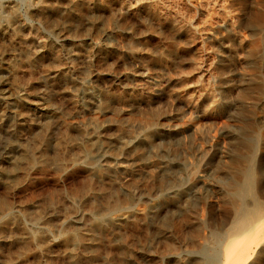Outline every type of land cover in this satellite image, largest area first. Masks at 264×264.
<instances>
[{
  "label": "rangeland",
  "instance_id": "obj_1",
  "mask_svg": "<svg viewBox=\"0 0 264 264\" xmlns=\"http://www.w3.org/2000/svg\"><path fill=\"white\" fill-rule=\"evenodd\" d=\"M29 4L30 0H0V6H16L19 16L33 31L31 34L26 29L21 31L20 36L27 38L24 44L0 35V79L10 77L12 72L5 69L4 63L14 61L19 79L30 82L35 92L44 93L51 113L43 114L31 106L23 107L18 113L12 104L0 106V173L11 172L20 164L38 138L46 136L50 140L58 136L60 131L56 130V125L60 124H66L65 134L71 144L91 145L93 151L82 158L78 157L75 146H71L65 159L79 160L73 165L65 162L68 164L65 169L57 171L50 162L54 154L49 149V163L40 171L33 169L19 189L8 191L0 184V203L19 211L23 223L30 226L35 209V212L40 210L49 201L57 202V206H66L69 208L66 211H72L67 212L68 220L74 223L75 226L71 223L73 229L81 228V232L87 230L90 223L91 209L85 201L89 190L99 187L96 191L101 190V194L113 193L116 187L115 198L122 208L112 216L141 211V219L132 224L134 227L106 224L103 232L95 230L100 239L94 263L103 264L102 256H109V264H118L119 256H123V264H179L185 256L186 241L182 233L173 232L176 251L168 248L164 235L167 204L172 203L166 198L167 185L181 181L194 163L201 168H215L216 160L210 158L212 155H201L195 139L208 129L212 115L206 110L217 88H223V95L230 84L253 89L248 95L232 91L229 111L233 116L225 118L217 129L249 138L255 148L247 151L238 147V151L248 157L255 174H264V0L86 1L83 17H87V22L85 18H81V22L87 26L95 22L99 30L84 32L76 28L65 39L31 16ZM256 13L263 16L258 29L253 26ZM37 39L42 48L35 45ZM20 50L31 52V57L39 59L30 71ZM67 81L75 86L63 89ZM203 110L205 123L200 127L198 116ZM45 127L49 128L47 133ZM90 165L109 169L100 177L89 175ZM255 176L253 194L264 208V175ZM180 204L173 202L174 212L183 207L184 203ZM60 211L58 215L63 214ZM222 213L223 210L215 207L206 208L210 227L219 222ZM142 215L146 219L143 220ZM75 218L81 219L75 221ZM191 220L188 227L193 224ZM15 231L0 236L1 261L19 258L32 264V246L20 255L19 251L16 253L18 244L8 243L9 236L20 237ZM55 233L49 235L55 243L52 252L56 250L57 255L52 253L50 260L51 263L54 260L52 264H65L66 259L58 256L61 252L58 253ZM133 256L153 258L151 262L135 257V261Z\"/></svg>",
  "mask_w": 264,
  "mask_h": 264
},
{
  "label": "bare ground",
  "instance_id": "obj_2",
  "mask_svg": "<svg viewBox=\"0 0 264 264\" xmlns=\"http://www.w3.org/2000/svg\"><path fill=\"white\" fill-rule=\"evenodd\" d=\"M86 1L92 2V0H86ZM86 1L30 0L29 14L34 18L43 21L48 28L53 29L56 32V34L58 36H61L63 39L67 38V34L71 33V31H73L76 28L78 29L80 28L84 32L85 31L97 32V30H99L100 27L98 28L95 25V22L89 23L88 26L84 25L85 22H87L86 20L87 17L86 18L83 17L85 16V12H83V9L85 7H83V5L84 3H86ZM128 7L129 5L127 6V8ZM17 10L18 9L16 6H0V35L9 38L12 41L18 40L19 42H23L24 44L27 41V38L26 37L22 38L20 36L21 31L26 29L28 31V34H31L33 31L31 32V29L28 28L24 19H22L19 16L20 13L18 14ZM87 14L90 15L89 13ZM81 18H85L84 24L82 23L83 21L81 22ZM262 21H263V16L261 17L259 13H256L253 17V26L256 29H258L261 26ZM25 34H27V32ZM35 45L38 48L43 47V45L40 44L39 40L38 42H36ZM11 50L13 51V49ZM29 53L30 54H28L24 50H20L22 59L25 58L23 61H25L26 68L27 70L29 69L30 71L31 68H33L35 64L39 62V59L38 57H31L33 54H31V52ZM48 57L50 58V56ZM55 60L58 62L57 58ZM9 61L7 60V62L4 63V66L5 69H9L12 72V74L8 79H4V80L0 79V106L6 107L7 105L12 104L18 109V113H20V110L26 106L28 107L31 106L32 108L39 110L43 114L51 113L49 106L46 104V98L43 95L44 93L41 94L35 92L33 90V87L29 85L30 82L28 83L26 80L19 79L16 71L17 67L13 63L14 61L13 62H9ZM52 74H50V76ZM218 85H220V83ZM69 86L74 87L75 85L71 81H67L63 84L62 88L67 89ZM226 87H227V91L225 92L224 95H223V88H217L216 94H214L209 104V109L206 110L212 115L211 120L210 121L208 120L209 121L208 129L204 130L203 133H201V135H199V137L195 139L196 141L195 144L198 152L203 156L212 155L210 158H214L216 160L215 161L216 165H214L213 163L215 168H213L212 170L211 168L210 169L201 168L200 167L201 165L198 166L194 163L195 166L193 165L194 167L190 169L191 171L188 170L187 172L188 174L183 179H181V181L177 180L178 181L177 184L172 181L171 183L169 182V184L167 185L168 193L167 192L166 193L168 197L166 196V198L171 200L172 203L169 202L167 204V209H166L167 216L164 221V227L166 232L164 233V235L167 240L166 243L168 248L172 249V251H176L177 250L176 245L174 244L173 241V232L178 231L182 233L183 235L182 238H184L185 239L184 241H186L183 246L185 256L184 259L181 262H179V264H264V208L262 207L261 200L259 199L260 200L259 201L253 194L255 188V177H256L255 175L259 176L260 174V176L262 177L264 174L263 172H260L259 174L258 173L255 174L253 167L249 162L248 157L247 156L245 157V155H242V153H239L238 151V147H243L247 149V151L253 150L254 146L249 138L238 136L237 133H231V132L229 133L227 131L223 132L221 131V129L220 131L217 129L220 127L221 124H223L225 118L233 116V114H231V112L229 111V106H230L229 96H231L232 91L238 90L236 92L240 93L241 95H248V93H251L253 89H249V88L247 89L243 87L238 88V86L235 87L234 84L227 85ZM204 112H205L204 110L201 112V114L199 112L200 115L198 116V121H200L201 123L200 125H202L200 127H203L205 123ZM56 126H57L56 130L60 131V134L58 136L52 137L51 138L52 140L51 139L47 140L46 136H42L40 138L37 137L38 139L33 142L31 146V150L26 151L25 158L22 162H20V164H17L14 167L10 165L11 167H13V169L11 170V172L8 171L9 173L8 172L5 174L0 173V184L3 185V187L4 186L6 187L4 189H7L8 191H12L20 187L21 184L27 180L28 175L33 169L37 168L39 171L40 169L41 170L44 169L46 165L49 163V160L51 159L52 161L50 162L53 164V167H55L57 171H62L65 169L66 165H68L65 164V162L66 163L68 162L72 165L75 164L76 161L79 160V158H75V159L70 158L69 161L65 159L66 156L71 151V146L73 145L75 146L74 148L76 149L79 155L78 157L86 158L89 155H91V152L93 151V147L91 145H89L90 147H83L79 143L71 144V142L68 141L65 134L66 124H60L59 126L58 125ZM44 129H45V133L49 131L48 127H45ZM49 149H51L54 154V157L51 159L48 158V156H50L48 155ZM200 154L198 156H200ZM198 156L196 159L199 160L200 157ZM107 169L109 168H106L105 166L93 165L88 169L87 172L89 173V175L97 174L100 177V175L106 173ZM89 181L95 182V180L93 179H89ZM257 181L259 182V180ZM110 182L115 183V181L113 182L110 181ZM165 184L164 186H166ZM115 188L113 189L115 190ZM97 189H99V187ZM96 190L94 191L89 190V193L86 194L87 197L85 201L87 202L89 208L91 209V213H90L91 216L89 219L90 223L87 222L89 224L88 229L84 230L85 232L82 230L81 232H79L81 228L78 231L73 229L75 228L72 226V224L74 225V223L71 222L72 223L71 224L69 222L68 220L69 217L67 215V212L71 214L72 211L71 212L66 211L67 209H69L66 206L65 207L57 206L56 205L57 202L54 203L53 201H49L46 204H44V207L39 206L40 210L35 212V210H37L35 209L34 210L35 214H33L35 216L33 217V222L30 226H27L23 223L22 217L18 214L19 211H15V210L12 211V208H10L8 204L0 203V236L3 234L5 235L8 234L7 231L17 230L20 233L19 235L20 237L17 236L18 233H15L16 231L14 233L19 238H15L14 236H9V235L8 238L7 236L9 244H14V243L18 244V249L16 250V253L18 251L19 254L23 253L27 251L30 248V246H32L34 248L33 250L34 252L32 253L31 256L32 264H52L54 260L51 263L50 259L51 256L53 255L52 253L56 252V250L52 252L53 247H55V243L53 242V238L50 236L51 235L50 232L54 231L57 233L55 234L57 235L58 244L56 245L58 246L57 248L59 250L58 253L61 252L58 256L60 257L61 255L63 256L62 258L66 259L65 264H95L94 262L96 261L98 255L97 244L100 239V236H98L99 239L97 238V233L95 232V230L96 231L98 230V232L99 231L103 232L106 227V224L115 225V227L116 225L117 227L120 225L126 226L127 224L134 225L137 221H139V219H141L140 216L141 214H139V212L141 211L139 210H138L139 212L137 211L138 213L130 212L131 214L126 216L123 215L122 217L112 216V214L120 210L121 207L119 202L115 198V193L117 191L114 193L113 190L112 191L113 193L109 192V193L101 194V190L98 191ZM85 191H87V189ZM99 195H101V197L100 199L97 200L96 196L98 197ZM96 200L97 201L100 200V202H97ZM125 200L126 199H123L122 201L125 202ZM122 201L120 202L124 204ZM181 201L184 203L182 205L183 207L181 206L182 208L177 213H176L177 210L174 212V207L172 205L173 202H179L180 204ZM148 203L150 202L148 201ZM207 207H211L213 209L215 207L218 210H223L224 212L222 213L224 214L223 217H221V219H218L219 221L218 223L215 222H214L215 224L212 223L213 227L209 226L210 224L207 219L208 217L206 218ZM16 210H18V208ZM24 210H22L21 213L24 214ZM60 210L63 212V214L60 213L58 215V211ZM25 212H27V209ZM76 219L77 218H75V221ZM142 219L144 220L146 218H144V216L142 215ZM189 220L193 221V224L192 225L190 224L188 227L187 225L189 223ZM88 224L85 225L84 223L85 226H87ZM133 225L132 227H134ZM184 228H186L187 230H185ZM219 238H222V240L219 241L218 240ZM15 246L17 245L15 244ZM54 255H57V252L54 253ZM102 257L104 259L103 264H109L108 263L109 256H102ZM135 257L136 258L142 257L140 259H142L143 261H148L153 258L152 256H133V259H136ZM6 259L8 260V258ZM54 259L57 258L54 257ZM119 259H120L119 263L118 262L116 263L121 264L123 262V256H119ZM2 260L3 261H1L0 259L1 261L0 264L31 263L30 261L29 263H27V261H21L19 260V258L13 261L9 260L5 262H4L5 259ZM135 261H137V259Z\"/></svg>",
  "mask_w": 264,
  "mask_h": 264
}]
</instances>
